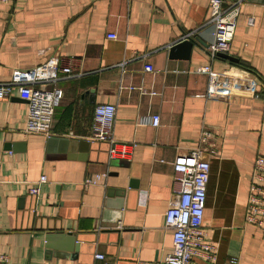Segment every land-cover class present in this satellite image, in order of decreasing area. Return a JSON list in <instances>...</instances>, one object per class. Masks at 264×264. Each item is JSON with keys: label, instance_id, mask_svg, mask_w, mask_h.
<instances>
[{"label": "crops", "instance_id": "1", "mask_svg": "<svg viewBox=\"0 0 264 264\" xmlns=\"http://www.w3.org/2000/svg\"><path fill=\"white\" fill-rule=\"evenodd\" d=\"M209 17L208 0L0 5V83L13 69L51 57L74 74L56 83L61 99L49 137L25 133L27 101L16 89L0 99V252L7 264L161 262L172 249L164 226L175 199L172 163L198 147L204 130L203 225L216 260H197L264 264V228L245 221L253 160L264 155V0L242 4L230 58L208 56ZM186 39L200 43L172 56V44ZM146 64L154 71H144ZM204 65L210 74L196 71ZM101 103L116 105L113 136L133 144L129 159H108V144L91 138ZM152 114L160 116L157 127L138 122ZM41 176L45 182L30 194Z\"/></svg>", "mask_w": 264, "mask_h": 264}, {"label": "built area", "instance_id": "2", "mask_svg": "<svg viewBox=\"0 0 264 264\" xmlns=\"http://www.w3.org/2000/svg\"><path fill=\"white\" fill-rule=\"evenodd\" d=\"M245 1L208 0L210 9L208 22L213 26V39L205 50L210 59L218 57L221 53H228L237 18ZM7 2L8 0H0V5ZM248 22L252 24L253 18H249ZM108 36L116 37L115 34ZM143 69L154 71L151 64L144 65ZM196 71L210 74L211 66H200ZM72 75L74 74L70 65L62 66L53 57L29 70L15 68L11 72L10 79L0 83V99L8 98L16 89L27 101L25 133H38L49 137L52 132L55 108L61 99V90L56 83L61 78ZM115 116V104H96L93 109L91 138L108 144V159H129L133 144L122 143L114 138ZM138 122H149L157 127L160 124V116L158 114L142 116ZM209 136L207 131H202L198 147L172 163L175 199L170 202L164 213V226L172 232V249L161 262L156 264H203L197 260L198 258L210 263L216 260V246L207 241V232L203 225L206 186L210 170V164L204 158L203 152L207 147ZM99 177V175L95 178L89 176L84 184L94 183ZM43 182H45V176H41L38 183L29 188V193L37 194L38 185ZM245 221L258 228H264V155L262 154L257 155L253 160ZM94 257L98 260L103 259V255L99 253ZM235 261V258L231 259V262ZM7 263V255L0 252V264ZM103 264L114 263L103 261Z\"/></svg>", "mask_w": 264, "mask_h": 264}, {"label": "water", "instance_id": "3", "mask_svg": "<svg viewBox=\"0 0 264 264\" xmlns=\"http://www.w3.org/2000/svg\"><path fill=\"white\" fill-rule=\"evenodd\" d=\"M195 42L200 43V40H196V41H192L189 39L180 40V41L172 44V46L170 47V52H171L172 56L174 54L179 53L180 51L188 53V51L192 48L193 44H196ZM219 56L225 57V58H230V56L227 53H221V54H219ZM49 140H51V138H49Z\"/></svg>", "mask_w": 264, "mask_h": 264}]
</instances>
